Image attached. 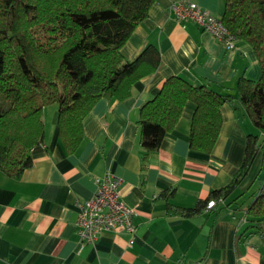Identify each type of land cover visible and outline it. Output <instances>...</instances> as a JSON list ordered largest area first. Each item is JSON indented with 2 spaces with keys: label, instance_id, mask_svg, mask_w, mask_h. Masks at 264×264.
I'll return each mask as SVG.
<instances>
[{
  "label": "crops",
  "instance_id": "obj_1",
  "mask_svg": "<svg viewBox=\"0 0 264 264\" xmlns=\"http://www.w3.org/2000/svg\"><path fill=\"white\" fill-rule=\"evenodd\" d=\"M175 1L155 0L120 49L129 62L153 45L159 67L136 81L126 99L104 96L94 103L82 121L83 139L75 152L67 153L60 142L57 108L46 112L45 107L44 138L30 151L31 167L17 177L0 171V264H264L263 242L244 231L251 199L243 200L264 168V132L246 116L237 92L239 78L259 79L258 59L238 38L227 50L195 22L175 23ZM190 1L216 17L223 14L224 0ZM171 76L235 99L220 108L222 125L210 153L189 147L195 105L188 101L142 169L140 109ZM248 135L259 136L258 150L228 198L193 217L168 210L167 204L194 208L227 185L243 162ZM107 171L120 178L121 198L135 209V237L130 243L122 230L103 232L80 248L78 203L94 195L96 179ZM239 193L244 194L232 201Z\"/></svg>",
  "mask_w": 264,
  "mask_h": 264
},
{
  "label": "trees",
  "instance_id": "obj_2",
  "mask_svg": "<svg viewBox=\"0 0 264 264\" xmlns=\"http://www.w3.org/2000/svg\"><path fill=\"white\" fill-rule=\"evenodd\" d=\"M154 2L0 0V171L17 177L31 167L30 151L44 138L45 107L57 105L59 139L65 151L73 153L83 139L82 121L94 103L104 96L126 99L136 81L159 67L160 54L153 45L129 62L120 52ZM221 20L258 59L259 79L239 78L237 92L246 116L264 132V0H224ZM234 99L178 76L167 78L140 109L142 169L188 101L195 105L189 147L210 153L222 125L220 108ZM258 146V136L248 135L243 162L227 185L212 190L194 208L167 204L168 210L193 217L209 200L228 198L247 175ZM161 197L166 200V194ZM250 197L244 231L247 236L257 235L264 244V179Z\"/></svg>",
  "mask_w": 264,
  "mask_h": 264
},
{
  "label": "built area",
  "instance_id": "obj_3",
  "mask_svg": "<svg viewBox=\"0 0 264 264\" xmlns=\"http://www.w3.org/2000/svg\"><path fill=\"white\" fill-rule=\"evenodd\" d=\"M171 10L175 23L193 21L227 50L234 48L237 37L224 26L221 17L207 13L190 0H176ZM95 182L97 188L94 195L78 203L75 226L80 248L93 244L101 233L114 230H122L129 236L130 243L133 242L137 229L133 223L136 212L121 198L120 178L107 171ZM216 204L217 201L211 199L207 202L206 209L214 208Z\"/></svg>",
  "mask_w": 264,
  "mask_h": 264
},
{
  "label": "rangeland",
  "instance_id": "obj_4",
  "mask_svg": "<svg viewBox=\"0 0 264 264\" xmlns=\"http://www.w3.org/2000/svg\"><path fill=\"white\" fill-rule=\"evenodd\" d=\"M57 108V105L56 104H53V105H50V106H47V109H46V112H51L52 110L56 109ZM264 138V135L262 136ZM258 139H259V136H258ZM259 142V140H258ZM261 143H263V141H261ZM262 149L264 151V143L262 144ZM258 171V170H257ZM257 180L254 181V183L250 186V190H246L245 194L243 195V200L245 201V203L248 202V199L250 200V196H246V195H250L252 193H254L258 187H260L259 185L261 184V178L263 177L264 178V168L262 170H260V172H258L257 174ZM263 180V179H262ZM239 189H237L238 191Z\"/></svg>",
  "mask_w": 264,
  "mask_h": 264
}]
</instances>
